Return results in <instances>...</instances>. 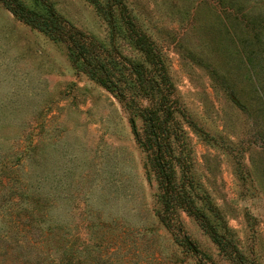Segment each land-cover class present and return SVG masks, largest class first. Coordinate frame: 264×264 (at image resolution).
I'll return each instance as SVG.
<instances>
[{
  "label": "rangeland",
  "instance_id": "rangeland-1",
  "mask_svg": "<svg viewBox=\"0 0 264 264\" xmlns=\"http://www.w3.org/2000/svg\"><path fill=\"white\" fill-rule=\"evenodd\" d=\"M46 1L108 52L142 60L106 0ZM122 1L162 54L193 181L224 224L197 206L246 264H264V0ZM133 125L142 120L78 71L65 44L0 2V235L10 207L37 203L73 264H235L186 213L161 224Z\"/></svg>",
  "mask_w": 264,
  "mask_h": 264
},
{
  "label": "trees",
  "instance_id": "trees-1",
  "mask_svg": "<svg viewBox=\"0 0 264 264\" xmlns=\"http://www.w3.org/2000/svg\"><path fill=\"white\" fill-rule=\"evenodd\" d=\"M32 1L31 7L19 0H0L17 20L65 44L78 71L84 72L123 102L133 117L142 120L141 131L133 125V134L157 182L161 224L170 229L177 213L184 212L198 223L220 252L235 264H246L225 236L226 233L220 234L197 206L198 200L204 199L209 211L223 223L219 210L199 195L193 181L190 159L183 145L184 132L176 119V115H185L178 107L175 88L162 54L154 41L134 22L124 2L106 0V7L108 12L112 9L117 11L127 40L142 59L139 62L108 52L101 44L70 25L46 0ZM110 24L112 26V22ZM143 100L146 101L144 105ZM35 206H38L37 203H30L28 208H14L13 205L8 209V213L16 219L8 220L9 229L0 235V264H73L70 254L57 255L53 241L56 230L52 224L43 226L44 219L34 216L40 210ZM35 223L40 232L36 240L31 241L26 234Z\"/></svg>",
  "mask_w": 264,
  "mask_h": 264
}]
</instances>
